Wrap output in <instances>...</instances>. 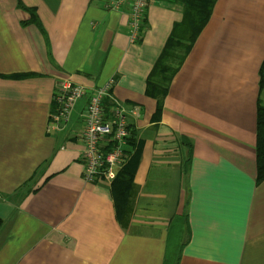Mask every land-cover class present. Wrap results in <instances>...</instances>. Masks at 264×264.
<instances>
[{
    "label": "crops",
    "instance_id": "crops-1",
    "mask_svg": "<svg viewBox=\"0 0 264 264\" xmlns=\"http://www.w3.org/2000/svg\"><path fill=\"white\" fill-rule=\"evenodd\" d=\"M182 11L151 2L131 43L128 9L105 0H0V264H264V0H216L156 115L147 78ZM109 79L134 111L122 166L140 150L121 219L111 182L82 179L84 101L65 126L51 121L61 83L88 92ZM182 214L178 252L185 235L169 225Z\"/></svg>",
    "mask_w": 264,
    "mask_h": 264
},
{
    "label": "built area",
    "instance_id": "built-area-1",
    "mask_svg": "<svg viewBox=\"0 0 264 264\" xmlns=\"http://www.w3.org/2000/svg\"><path fill=\"white\" fill-rule=\"evenodd\" d=\"M153 1L158 0H105V8L117 12L128 9L130 42L136 43L146 9ZM113 84L114 81L109 79L87 92L81 86L63 82L52 96L54 112L51 121L55 128L65 126L76 103L84 101V125L78 139L82 144V179L86 183L111 182L123 164L129 137L128 119L134 111L111 99Z\"/></svg>",
    "mask_w": 264,
    "mask_h": 264
},
{
    "label": "trees",
    "instance_id": "trees-1",
    "mask_svg": "<svg viewBox=\"0 0 264 264\" xmlns=\"http://www.w3.org/2000/svg\"><path fill=\"white\" fill-rule=\"evenodd\" d=\"M172 1L182 6V18L179 22L174 23L170 35L168 36L166 43L164 44L147 78L146 94L156 101V115L160 112L161 102L166 94V88L189 53L199 33L206 25L216 2V0ZM18 5L19 8L30 13L31 19L34 18L31 10L29 11L28 8L23 7L21 3ZM258 86L260 91L264 89V60L259 70ZM128 131L129 137L127 139V146H135L133 145L135 136L129 126ZM136 147L137 148L135 149L131 159L124 166H121L116 177L110 183V191L115 213L120 219L125 215L128 198L132 190L134 170L136 169L137 157L140 153L138 146ZM254 153L256 166L255 183L259 184L264 180V103H262L259 99L256 102ZM189 154H191V152ZM188 159L185 161L186 166L184 169L188 168ZM186 222V214H182L181 216L174 217L169 225L170 229L174 227L180 228L183 236L185 235V241L182 243V246H178L177 248L178 252L187 244L188 241V229ZM1 226L2 222L0 220V228ZM169 263L170 258L168 256L163 264Z\"/></svg>",
    "mask_w": 264,
    "mask_h": 264
}]
</instances>
